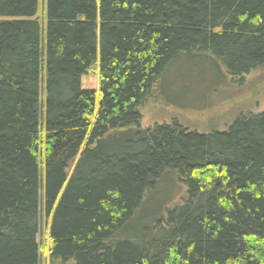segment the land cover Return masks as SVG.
I'll return each instance as SVG.
<instances>
[{
	"label": "trees",
	"instance_id": "trees-1",
	"mask_svg": "<svg viewBox=\"0 0 264 264\" xmlns=\"http://www.w3.org/2000/svg\"><path fill=\"white\" fill-rule=\"evenodd\" d=\"M44 1L0 0V264H41L42 224L49 264H264V109L209 133L138 111L172 74L263 66L264 0ZM168 175L184 199L149 210Z\"/></svg>",
	"mask_w": 264,
	"mask_h": 264
},
{
	"label": "rangeland",
	"instance_id": "rangeland-1",
	"mask_svg": "<svg viewBox=\"0 0 264 264\" xmlns=\"http://www.w3.org/2000/svg\"><path fill=\"white\" fill-rule=\"evenodd\" d=\"M44 2L38 0L37 17L42 23ZM168 79L170 83L166 81V84L158 89V96L163 102L156 99L138 109L142 127L176 120L189 131H224L240 115L259 113L264 109V65L250 71L241 83L232 81L224 70H211L205 64L195 76L172 74ZM174 82L175 86L172 85ZM81 87L97 89L98 76L95 69L81 78ZM163 182L155 192L146 196L149 210L152 204L157 205L161 201H168L170 204L176 202V199L177 203L184 199L185 196L177 193L179 186L173 175H168ZM38 242L41 264H49V240L45 224H42L38 234Z\"/></svg>",
	"mask_w": 264,
	"mask_h": 264
}]
</instances>
